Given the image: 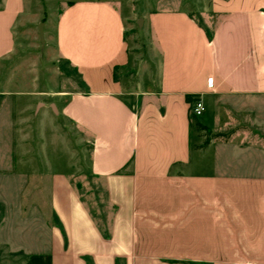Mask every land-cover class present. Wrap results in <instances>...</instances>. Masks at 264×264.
<instances>
[{"label": "crops", "instance_id": "0c3cea01", "mask_svg": "<svg viewBox=\"0 0 264 264\" xmlns=\"http://www.w3.org/2000/svg\"><path fill=\"white\" fill-rule=\"evenodd\" d=\"M24 6L0 0V61ZM201 12L215 18L210 30L184 9L142 16L158 75L126 88L115 73L129 62L127 17L106 0L59 11L55 45L83 88L58 93L54 116L83 137L88 184L26 177L29 206L45 199L49 234L28 246L30 264H264V147L254 138L264 133V0H209ZM196 99L205 110L193 141ZM97 184L105 205L92 210L82 189Z\"/></svg>", "mask_w": 264, "mask_h": 264}, {"label": "rangeland", "instance_id": "374dc122", "mask_svg": "<svg viewBox=\"0 0 264 264\" xmlns=\"http://www.w3.org/2000/svg\"><path fill=\"white\" fill-rule=\"evenodd\" d=\"M68 1L76 0H24V10L14 29V50L0 61V264H30L28 246L36 237L40 239L49 235L44 226L46 209L42 200L45 199H35L38 203L30 207V199L26 196V191L30 190L26 187V177L32 170L34 173L41 170L46 174L44 177H51L54 173L66 177L75 175L79 178L74 183L88 184L83 179L88 165L84 139L54 116L58 111V93L83 88L74 67L60 56L54 41L59 11ZM106 1L127 17L124 25L129 62L115 73L116 80L126 88L148 80L156 82L158 75L159 55L148 43L150 32H144L142 27V37L139 38L135 31L139 17L151 11L184 9L206 30H210L215 21V18L204 20L201 14L209 0ZM41 22L43 43L37 29ZM223 100L227 106L239 102L233 98ZM44 111L49 113V118L44 116ZM200 118L192 117L193 141L197 135L195 124ZM206 135L204 133V137ZM26 136L28 141L31 140L32 157L27 156L25 145H22ZM254 138L258 146L264 147L263 132L256 133ZM14 153L19 156L16 163ZM261 168H264L263 164ZM83 190L84 187L82 195L87 197L90 209L104 208L102 185L97 184L96 190L89 195ZM32 226L37 228L36 235Z\"/></svg>", "mask_w": 264, "mask_h": 264}, {"label": "water", "instance_id": "95a60500", "mask_svg": "<svg viewBox=\"0 0 264 264\" xmlns=\"http://www.w3.org/2000/svg\"><path fill=\"white\" fill-rule=\"evenodd\" d=\"M143 17H139L136 22H135V31L136 33L138 34L139 38L142 37V27H143ZM42 25L43 23H39L38 26H37V29H38V33H39V39H40V42L43 43L44 42V39H43V29H42ZM51 107L52 109H55L54 108V105L51 104Z\"/></svg>", "mask_w": 264, "mask_h": 264}, {"label": "built area", "instance_id": "2783aa9c", "mask_svg": "<svg viewBox=\"0 0 264 264\" xmlns=\"http://www.w3.org/2000/svg\"><path fill=\"white\" fill-rule=\"evenodd\" d=\"M205 110V105L201 99H196L191 105L192 114L195 117H200Z\"/></svg>", "mask_w": 264, "mask_h": 264}, {"label": "trees", "instance_id": "16d2710c", "mask_svg": "<svg viewBox=\"0 0 264 264\" xmlns=\"http://www.w3.org/2000/svg\"><path fill=\"white\" fill-rule=\"evenodd\" d=\"M186 99H187L188 102H191L192 101V99H191L190 96H186Z\"/></svg>", "mask_w": 264, "mask_h": 264}]
</instances>
